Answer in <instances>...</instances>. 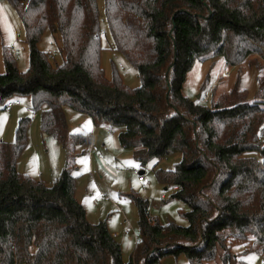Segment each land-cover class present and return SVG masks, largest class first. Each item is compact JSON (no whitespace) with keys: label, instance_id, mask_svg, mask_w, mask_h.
<instances>
[{"label":"trees","instance_id":"1","mask_svg":"<svg viewBox=\"0 0 264 264\" xmlns=\"http://www.w3.org/2000/svg\"><path fill=\"white\" fill-rule=\"evenodd\" d=\"M9 1L24 27L28 68L18 71L3 50L0 104L28 98L41 133L63 147L65 161L50 184L17 171L31 117L18 120L13 142L0 140V264H159L180 255L189 264H245L237 257L249 255L264 263V76L251 102L237 84L214 100L210 92L209 105L181 93L198 60L219 57L230 67L250 56L264 61V0H101L112 49L137 71L134 89L114 67L104 76L96 0ZM45 30L60 39V65L37 49ZM247 64L260 71L256 60ZM65 109L116 132L140 166L179 154L173 169L155 177L186 205L187 225H161L146 199L128 195L138 242L124 262L106 223H89L76 200L74 153L86 139L69 133ZM236 243L238 255L230 249Z\"/></svg>","mask_w":264,"mask_h":264},{"label":"rangeland","instance_id":"2","mask_svg":"<svg viewBox=\"0 0 264 264\" xmlns=\"http://www.w3.org/2000/svg\"><path fill=\"white\" fill-rule=\"evenodd\" d=\"M23 4L29 0H20ZM100 12V44L103 48L100 53V66L104 76L109 79L112 69L116 70L122 83L134 89L140 86L137 71L125 59L122 53L112 49L111 36L104 17L101 0H96ZM10 51L16 62L18 71L25 72L28 68V49L25 43V31L22 21L9 0H0V74L4 72L3 50ZM37 49L49 57L52 65H60L63 61L61 43L58 35L45 30L37 44ZM256 60L260 71L247 62ZM226 66L219 57L205 61H196L186 74L181 93L184 97L201 103L198 97L207 92H213V100L221 94L227 93L231 88L238 85V89L245 90L248 101L258 98L257 78L264 76V61L258 57L250 56L238 67L226 66L230 75L222 76V68ZM22 107L5 109L0 104V140L13 142L14 131L19 119L29 118L32 112L29 110V99L20 97ZM209 96V100H210ZM202 104V103H201ZM209 105V103H207ZM66 127L69 133L91 134L92 144L98 152L89 155L87 150L90 143L86 142L75 148V193L76 200L84 207L86 219L91 224L105 222L108 231L120 244L122 259L127 262L135 249L134 237H138L137 213L134 204L128 195L136 194L149 203V216L155 217L161 225L172 222L179 226H186L187 221L181 216L187 211V207L181 201L169 198L172 190L160 185L155 177L157 170H171L180 162L179 154H172L161 160L148 161L140 166L132 158L130 151L115 149L105 141L114 136V132L106 127H95L90 119L83 114L70 109L64 110ZM103 160L106 170L100 164ZM65 161L63 147L52 137L43 135L40 129V115L35 114V120L27 125L26 147L21 152L16 169L20 174L29 176L34 180H41L45 184L52 183L62 171ZM117 169V170H116ZM112 170L110 173L109 171ZM143 172L145 188L142 189L137 178L132 175L133 171ZM56 173L53 176V173ZM54 177V178H53ZM105 196L100 199V195ZM94 200L97 201L94 202ZM128 229V233L125 230ZM238 247V248H237ZM231 253L241 251V244H232ZM19 251L15 250L16 256ZM238 255V254H237ZM245 264H261V259L255 255L244 258L237 257ZM159 264H189L187 259L167 256ZM209 264H221L218 259ZM231 264H241L232 262Z\"/></svg>","mask_w":264,"mask_h":264},{"label":"built area","instance_id":"3","mask_svg":"<svg viewBox=\"0 0 264 264\" xmlns=\"http://www.w3.org/2000/svg\"><path fill=\"white\" fill-rule=\"evenodd\" d=\"M229 75H230V72L228 71L227 67L224 66L222 68V76L227 77ZM209 96H210V92H207L205 95H203L200 98L201 103H204V104L207 103L209 101ZM22 106H24V105H22V103L20 101H18V100H14V101L8 102L6 104V108L7 109H11L13 107H22ZM34 120H35V114H32L30 121L33 122ZM85 139H86V142L90 143L89 153L91 154V153L97 152L98 151L97 148L92 144V135L91 134H87ZM132 175L137 178V182L140 184V187L142 189H144L145 185H144V179H143V176H142L143 174L134 170L132 172ZM100 196H102V194H100ZM94 202H96V200H94ZM128 229H130V227H128L125 230L126 233H128ZM134 241L138 242V238L136 236L134 237ZM261 264H264V263L261 262Z\"/></svg>","mask_w":264,"mask_h":264},{"label":"crops","instance_id":"4","mask_svg":"<svg viewBox=\"0 0 264 264\" xmlns=\"http://www.w3.org/2000/svg\"><path fill=\"white\" fill-rule=\"evenodd\" d=\"M89 118V117H88ZM90 119V118H89ZM91 121V120H90ZM32 123V122H31ZM114 132V131H113ZM89 134V133H88ZM86 135L87 134H85V137H86ZM108 144H110V146H113L116 150L117 149H121L120 147H119V145H118V142H117V138H116V132H114V136H113V138H111L110 140H107V141H105V146H107ZM90 146V145H89ZM122 150V149H121ZM125 151V150H124ZM87 152H88V154L89 155H92V154H94V153H89V149L87 150ZM98 152V151H97ZM96 153V152H95ZM131 153V152H130ZM104 161L103 160H101L100 159V164H102V167L106 170V167L104 166V163H103ZM117 170V169H116ZM110 173L112 172V170H110L109 171ZM56 173L57 172H55V173H53L52 175L53 176H55L56 175ZM142 174H143V172H141ZM54 178V177H53ZM54 181V180H53ZM52 181V182H53ZM100 195V194H99ZM75 196H76V193H75ZM100 197V199H104L105 198V196L104 195H102V196H99ZM96 203H97V201H96Z\"/></svg>","mask_w":264,"mask_h":264}]
</instances>
